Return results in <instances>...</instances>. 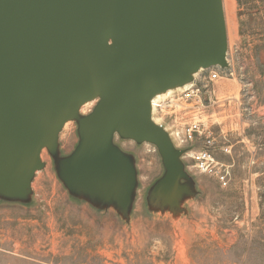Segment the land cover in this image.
Segmentation results:
<instances>
[{"label": "rangeland", "instance_id": "obj_1", "mask_svg": "<svg viewBox=\"0 0 264 264\" xmlns=\"http://www.w3.org/2000/svg\"><path fill=\"white\" fill-rule=\"evenodd\" d=\"M221 2L226 65L192 72L151 108L167 152L115 125L108 164L89 162L97 98L28 159L0 156V264H264V0ZM193 119L226 186L191 161L207 144L183 140Z\"/></svg>", "mask_w": 264, "mask_h": 264}, {"label": "water", "instance_id": "obj_2", "mask_svg": "<svg viewBox=\"0 0 264 264\" xmlns=\"http://www.w3.org/2000/svg\"><path fill=\"white\" fill-rule=\"evenodd\" d=\"M225 52L221 0H0V156L28 159L96 91L109 97L89 123V162L108 164L115 125L165 153L145 97L226 65Z\"/></svg>", "mask_w": 264, "mask_h": 264}, {"label": "built area", "instance_id": "obj_3", "mask_svg": "<svg viewBox=\"0 0 264 264\" xmlns=\"http://www.w3.org/2000/svg\"><path fill=\"white\" fill-rule=\"evenodd\" d=\"M217 77H219V74L216 71L210 75L211 80ZM182 136L185 142H194L202 137L207 139L205 146L190 152L191 161L199 172L213 175L223 186H226L228 182V171L224 167V164L219 163L211 152L210 146H212L213 138H210V133L202 128L200 120L193 119L186 123L182 129Z\"/></svg>", "mask_w": 264, "mask_h": 264}, {"label": "bare ground", "instance_id": "obj_4", "mask_svg": "<svg viewBox=\"0 0 264 264\" xmlns=\"http://www.w3.org/2000/svg\"><path fill=\"white\" fill-rule=\"evenodd\" d=\"M187 73H189V71ZM187 87H188L187 80L171 81V82H169V83H167V84H165L159 88H155L151 92H149V94L145 97V100H144L145 109H146L145 121L152 126L154 125L152 123V118H151L152 116L151 117L149 116V110H151L152 107H155L157 105V102L154 103L157 98L159 99V98L166 97L175 89H181V88H187ZM108 97H109V92L100 93L99 91H96L93 95L89 96L88 98H86L82 101H75V106L81 107V106L87 105L97 98L105 99L106 101H108ZM74 109H75V107H74ZM154 123H156V122H154ZM67 124H65L64 127Z\"/></svg>", "mask_w": 264, "mask_h": 264}]
</instances>
